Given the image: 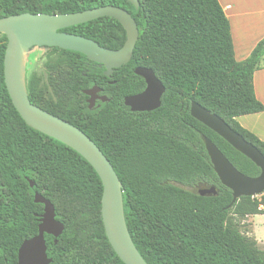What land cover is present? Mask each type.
Wrapping results in <instances>:
<instances>
[{"label":"trees","instance_id":"trees-1","mask_svg":"<svg viewBox=\"0 0 264 264\" xmlns=\"http://www.w3.org/2000/svg\"><path fill=\"white\" fill-rule=\"evenodd\" d=\"M0 0V19L21 14L67 15L114 6L134 19L139 37L128 64L104 69L84 55L62 50L67 69L53 81L68 104L58 108L28 91L29 101L82 131L102 152L122 185L128 235L146 264H264V253L239 230V220L264 215V195L232 203L205 151L209 139L241 174L260 171L189 114L191 102L221 118L264 156V142L236 118L264 111L253 75L264 39L242 62L234 57L230 24L218 0ZM120 49L126 32L111 18L61 30ZM7 39L0 34V264H17L20 245L38 233L43 205L64 226L56 244L45 235L51 264H123L101 221L102 185L91 165L68 146L28 128L4 84ZM57 50V49H56ZM138 67L151 69L164 86L160 107L132 113L124 99L142 92ZM99 96L89 110L83 91ZM34 183L30 188L29 182ZM216 195L201 197L199 189Z\"/></svg>","mask_w":264,"mask_h":264},{"label":"water","instance_id":"water-1","mask_svg":"<svg viewBox=\"0 0 264 264\" xmlns=\"http://www.w3.org/2000/svg\"><path fill=\"white\" fill-rule=\"evenodd\" d=\"M130 2L137 8L136 0ZM100 18H111L118 22L126 32V41L118 50H108L92 40L60 32L67 28L95 21ZM0 34L7 39L5 48L3 74L4 84L11 103L25 125L45 136L68 146L86 160L97 174L101 185V221L107 242L114 254L123 264H146L134 247L124 220L122 205V185L109 161L99 148L78 128L53 116L33 105L20 84L19 60L22 52L35 47L59 48L84 55L90 61L104 69V76L110 78L113 70L128 64L132 58L139 32L132 16L125 10L105 6L81 13L67 15L21 14L0 19ZM134 75L142 78L144 90L137 95L124 99V105L132 113L152 112L161 104L165 89L149 68L138 67ZM96 87L83 91L86 101L92 110L96 101L109 100L99 96ZM190 116L225 141L236 152L244 156L259 169L255 178L247 177L236 170L219 149L206 137H203L205 151L220 184L232 194L231 207L240 198H257L264 195V156L239 134L234 132L217 115L210 114L196 102L189 106ZM30 188L34 187L28 181ZM201 197L216 195L214 188L199 189ZM34 203L43 205L38 233L25 240L17 252V264H51L47 257L44 236H52L56 244L64 230L63 224L56 221L53 205L42 195L34 194Z\"/></svg>","mask_w":264,"mask_h":264},{"label":"crops","instance_id":"crops-1","mask_svg":"<svg viewBox=\"0 0 264 264\" xmlns=\"http://www.w3.org/2000/svg\"><path fill=\"white\" fill-rule=\"evenodd\" d=\"M230 24L234 57L237 62L248 58L264 39V0H218ZM256 99L264 107V56L253 75ZM245 130L264 142V111L236 118Z\"/></svg>","mask_w":264,"mask_h":264},{"label":"rangeland","instance_id":"rangeland-1","mask_svg":"<svg viewBox=\"0 0 264 264\" xmlns=\"http://www.w3.org/2000/svg\"><path fill=\"white\" fill-rule=\"evenodd\" d=\"M62 50L35 47L26 51L23 56L26 93L29 91L44 101H53L61 109L68 104V96H58L53 91V81L57 79L60 72L67 69ZM238 224L240 232L264 253V215L249 216L239 220Z\"/></svg>","mask_w":264,"mask_h":264},{"label":"bare ground","instance_id":"bare-ground-1","mask_svg":"<svg viewBox=\"0 0 264 264\" xmlns=\"http://www.w3.org/2000/svg\"><path fill=\"white\" fill-rule=\"evenodd\" d=\"M24 53L25 52H22L21 56H20V60H19V71H18V74H19V78H20V84L22 85V87H24V60H23V56H24Z\"/></svg>","mask_w":264,"mask_h":264},{"label":"flooded vegetation","instance_id":"flooded-vegetation-1","mask_svg":"<svg viewBox=\"0 0 264 264\" xmlns=\"http://www.w3.org/2000/svg\"><path fill=\"white\" fill-rule=\"evenodd\" d=\"M141 93V92H140ZM140 93H138V94H140ZM135 95H137V94H135ZM134 96V95H133ZM97 102V101H96Z\"/></svg>","mask_w":264,"mask_h":264}]
</instances>
